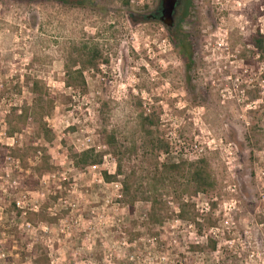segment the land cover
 I'll return each instance as SVG.
<instances>
[{
  "label": "rangeland",
  "instance_id": "374dc122",
  "mask_svg": "<svg viewBox=\"0 0 264 264\" xmlns=\"http://www.w3.org/2000/svg\"><path fill=\"white\" fill-rule=\"evenodd\" d=\"M159 2L0 0V264H36L37 256L39 264H177L204 244L172 199L175 216L144 231L150 205L132 214L120 203L123 177L104 179L117 176L106 133L138 150L133 164L149 167L141 125L149 116L171 146L159 163L206 158L217 181L212 202L200 194L191 204L200 219L218 222L204 235L221 246L195 263L217 264L234 248L247 256L239 264H264V65L245 48L255 31L264 34V0H192L172 32L144 21ZM83 42L100 45L109 64L75 92L65 63ZM35 81L51 98L50 114L11 137L13 114L34 106ZM44 124L48 137L38 130ZM88 150L103 163L77 170L70 153Z\"/></svg>",
  "mask_w": 264,
  "mask_h": 264
},
{
  "label": "trees",
  "instance_id": "16d2710c",
  "mask_svg": "<svg viewBox=\"0 0 264 264\" xmlns=\"http://www.w3.org/2000/svg\"><path fill=\"white\" fill-rule=\"evenodd\" d=\"M116 1V0H114ZM126 8L132 0H118ZM160 5L156 7L154 12L143 16L145 22L160 21ZM178 20L176 24H179ZM245 48H250L251 59L256 60V66L264 65V34L260 30L255 31L246 41ZM190 60V55H189ZM251 61L247 64L251 65ZM109 64V58L106 56L103 48L94 42H83L74 45L69 53L65 63V85L67 88L75 92H84L87 89L88 74H99L101 68ZM253 64V65H254ZM32 93L35 95L34 106L24 111L21 116L14 113L13 121L8 123L10 128L9 135L13 137L15 133L21 130V125L31 117L39 115L40 120H44L50 114L52 105L51 98L43 86L39 82H32ZM141 125L145 134L144 150L149 158L144 160L151 161L148 168H144L141 162L140 166H136L132 161V156L137 153V149L124 150L117 137L112 133L105 134V146L108 147L110 154L117 162V176H108L105 174L104 179L108 183H112L117 177H123L121 183L123 203L132 214L135 213L139 203L150 205V211L146 220L142 224L144 231L151 230L155 233L158 229L164 227L167 221L175 216L166 199H172L179 209L178 218L184 223H191L201 237H205L204 244L192 245L189 253L181 256L177 264H196L198 257H211L218 253L221 246L220 239L215 235H204V232L218 229V222L214 221L212 215H208L200 219L197 214L195 205L191 204L200 194L210 198L217 191V181L214 178L212 166L206 158H200L195 162H179L174 164L159 163V155L161 153L169 154L171 146L163 139L158 132V123L154 116L142 117ZM44 126H40L38 130L49 136L48 130ZM254 140L257 135L255 129H252ZM249 139V138H248ZM263 149V148H262ZM147 153H150L148 155ZM104 155L97 153L95 150H88L82 153H70V159L77 170H84L88 167H98L103 163ZM128 158V167L125 170V161ZM47 168H52L47 165ZM210 211L215 212L217 204H210ZM20 213V212H19ZM18 213V214H19ZM40 216L41 214H36ZM34 224V223H33ZM128 226L134 229L138 223L132 222ZM153 237V236H152ZM155 237V236H154ZM133 244L134 242H130ZM246 255L237 253L236 250L225 254L217 264H239L245 261ZM39 260V261H38ZM43 262L42 258L36 257V264ZM176 264V263H175Z\"/></svg>",
  "mask_w": 264,
  "mask_h": 264
},
{
  "label": "water",
  "instance_id": "95a60500",
  "mask_svg": "<svg viewBox=\"0 0 264 264\" xmlns=\"http://www.w3.org/2000/svg\"><path fill=\"white\" fill-rule=\"evenodd\" d=\"M178 2L179 0H160L159 2L163 9V15L160 18V22H162L168 29L172 28L175 23L174 17Z\"/></svg>",
  "mask_w": 264,
  "mask_h": 264
},
{
  "label": "flooded vegetation",
  "instance_id": "af4514ba",
  "mask_svg": "<svg viewBox=\"0 0 264 264\" xmlns=\"http://www.w3.org/2000/svg\"><path fill=\"white\" fill-rule=\"evenodd\" d=\"M191 1L192 0H179V2H178V5H177V7H176V10H175V17H174V21H175V23H174V25H173V27L172 28H170V31L172 32V31H174V30H176V27H177V24H176V15L178 14V11L181 9V6L182 5H185V6H189L190 5V3H191ZM183 2H184V4H183ZM160 5V4H159ZM161 8H160V12H159V15H160V18L162 17V15H163V9H162V6H160ZM184 7V6H183Z\"/></svg>",
  "mask_w": 264,
  "mask_h": 264
},
{
  "label": "built area",
  "instance_id": "2783aa9c",
  "mask_svg": "<svg viewBox=\"0 0 264 264\" xmlns=\"http://www.w3.org/2000/svg\"><path fill=\"white\" fill-rule=\"evenodd\" d=\"M122 188V187H121Z\"/></svg>",
  "mask_w": 264,
  "mask_h": 264
}]
</instances>
